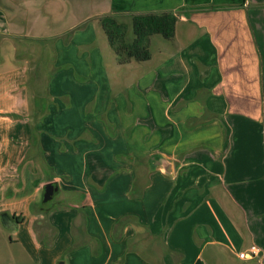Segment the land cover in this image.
<instances>
[{
  "label": "crops",
  "instance_id": "obj_1",
  "mask_svg": "<svg viewBox=\"0 0 264 264\" xmlns=\"http://www.w3.org/2000/svg\"><path fill=\"white\" fill-rule=\"evenodd\" d=\"M35 1L0 64V218L17 248L0 264H264V0H111L179 13L177 46L123 90L93 26L62 37L80 4ZM29 40L51 41L59 68L43 106L17 96ZM252 245L261 256L241 260Z\"/></svg>",
  "mask_w": 264,
  "mask_h": 264
},
{
  "label": "rangeland",
  "instance_id": "obj_2",
  "mask_svg": "<svg viewBox=\"0 0 264 264\" xmlns=\"http://www.w3.org/2000/svg\"><path fill=\"white\" fill-rule=\"evenodd\" d=\"M71 4H80L81 9L73 7L69 13L68 24H70V31H67L62 37L65 41L73 38L76 31L85 30L88 27L93 26L96 31V43L93 45L90 51L93 54H97L100 68L104 70L109 76L110 83L113 87H118L120 90L125 89L128 85L133 82L143 81L150 72L158 66L160 49L161 48H175L178 44L177 40L169 41L165 40L162 36L153 37V45L151 47L153 53V59L146 63H136L121 66L119 65L116 54L113 48L110 46L107 35L102 28L101 18L106 15L117 16L121 21L130 23L131 16L136 13L145 12L143 8L132 7L131 10L121 11L118 9L111 0H70ZM263 1V0H261ZM35 0H0V64L6 60V63L10 59V51L8 48L16 47L15 41H21V37L16 36V25L21 20L20 10L23 11L27 6L34 5ZM24 5V7H22ZM78 7V6H77ZM264 7V4H261ZM47 13L51 14L60 20L66 17L67 9L63 8L57 1H51L45 7ZM80 11V12H79ZM80 14H79V13ZM20 13V14H19ZM38 17V15H35ZM68 20V19H67ZM68 22V21H67ZM182 27V26H181ZM36 28V27H35ZM23 35H26L24 33ZM21 34L20 36L23 37ZM32 38V37H31ZM57 34V39H58ZM5 39L11 40L5 41ZM25 39H28L25 37ZM33 39V38H32ZM35 39V38H34ZM42 40V38H41ZM30 41L27 42L22 49L27 48L29 53L19 52V55L15 56L14 60L11 61L12 65L23 66L27 70V83L24 87L19 89L20 93L17 96L24 95L26 93L30 99L35 100L38 105L43 106L48 103L49 97V82L51 76L57 73L59 68L57 67L55 55L53 53L54 47L50 46L42 41ZM4 43L7 44L4 45ZM5 49V51H3ZM95 50V52H94ZM3 66V64H1ZM5 70L7 67H3ZM23 90L25 92L23 93ZM89 93V92H88ZM88 95V94H87ZM62 101V100H61ZM59 101L60 103H62ZM87 109V108H86ZM86 112V111H85ZM91 116H89L90 118ZM53 201V200H52ZM50 201V204L52 203ZM4 225V226H3ZM7 226V227H6ZM9 225L4 224L0 218V259L3 260V254H7L8 257L11 255L17 256V251L11 244L12 231L9 230ZM21 264H27L26 261H22Z\"/></svg>",
  "mask_w": 264,
  "mask_h": 264
},
{
  "label": "trees",
  "instance_id": "obj_3",
  "mask_svg": "<svg viewBox=\"0 0 264 264\" xmlns=\"http://www.w3.org/2000/svg\"><path fill=\"white\" fill-rule=\"evenodd\" d=\"M178 21L179 13L147 12L133 14L130 23L121 21L117 16L106 15L101 18V25L118 62L124 65L133 61H150L152 38L162 36L165 40H172ZM49 205L50 202H42L41 207L47 212ZM14 219L17 223L23 220L21 217Z\"/></svg>",
  "mask_w": 264,
  "mask_h": 264
},
{
  "label": "water",
  "instance_id": "obj_4",
  "mask_svg": "<svg viewBox=\"0 0 264 264\" xmlns=\"http://www.w3.org/2000/svg\"><path fill=\"white\" fill-rule=\"evenodd\" d=\"M164 171L167 174L172 173V166H171L170 161H167L166 166L164 168ZM57 190H58V188L52 183L46 185L43 202L48 203V202L52 201L54 194L56 193ZM60 264H62V263H60Z\"/></svg>",
  "mask_w": 264,
  "mask_h": 264
},
{
  "label": "built area",
  "instance_id": "obj_5",
  "mask_svg": "<svg viewBox=\"0 0 264 264\" xmlns=\"http://www.w3.org/2000/svg\"><path fill=\"white\" fill-rule=\"evenodd\" d=\"M261 253L262 251L258 246L252 245L246 251L240 253L238 257L243 261L255 260L261 256Z\"/></svg>",
  "mask_w": 264,
  "mask_h": 264
}]
</instances>
